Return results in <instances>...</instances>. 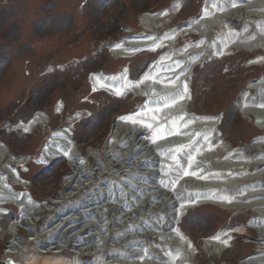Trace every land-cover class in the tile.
Masks as SVG:
<instances>
[{"label": "rangeland", "instance_id": "rangeland-1", "mask_svg": "<svg viewBox=\"0 0 264 264\" xmlns=\"http://www.w3.org/2000/svg\"><path fill=\"white\" fill-rule=\"evenodd\" d=\"M205 1L0 0V147L2 148L5 144L9 153L6 155L4 163L8 162L9 155L10 157L31 155L34 159L39 157L40 150L49 139L50 134L52 135L55 130L63 127L69 115L82 116L70 128L78 150L84 155L89 151H94L100 152L104 156L107 152V141L113 131L114 117L122 113L125 115L134 113L144 100L137 98L129 105L122 101L124 97L115 98L106 91H95L87 83V76L90 78L97 68L104 67L108 73L116 74L127 66L131 78H137L143 72L144 65L155 58V51L144 50L131 59H113L106 45L124 38L120 36V25L130 28L127 35L146 33V29L141 24V16L145 13H150L153 16L172 13L165 20L158 23L153 22V24L154 28L156 27L157 35L165 33L166 30V32L174 31L175 27L183 25L197 16ZM172 6L174 13L176 11L175 14L168 11ZM126 8L128 9L125 15L123 10ZM244 21L242 24L234 19L227 25L210 28L205 34L210 45L215 41L218 43V47L224 46V51L216 55H209L204 65H198L193 74L187 78V82L191 86L187 93L186 106L188 109L197 111H191V118L194 119L222 116L219 130L223 135V143L232 144L234 148L242 143L245 145L246 151L249 152V157L253 158L257 156V152L252 148V145L255 140L264 137V128L260 127L253 115L245 114L241 100L247 93L242 97L241 94L245 88L248 92L250 81H255L264 75V65L255 64L261 57L257 58L256 55L262 54V52H247L244 47L240 46L241 44L237 45V49H232L228 45L231 44L230 40L225 46L226 41L223 38L215 39L219 31L228 35L227 27L234 30L233 25L235 24L236 26L242 25V27L245 24H250L254 30L257 29L258 20L247 19ZM233 22L234 24H232ZM161 24H166L164 29L160 28ZM224 30L226 31L224 32ZM238 30H241V27ZM229 37L231 38V36ZM185 40L187 42L197 41L201 40V37L192 35L187 36ZM182 48L183 41H180L178 51ZM222 55L225 56L222 57ZM250 58L252 59L251 63L254 61V65L249 64ZM186 89H188L187 86ZM55 106L56 109L60 106L59 113L55 112ZM38 110L48 117V123L43 127L41 133L35 132L32 139L21 131L11 133V125H8V122L16 124L18 121H30V118ZM182 121L185 120H181L180 123ZM12 160L13 157H11ZM105 161L106 159L103 158L102 162ZM93 162L94 160L90 158L86 163L92 167ZM2 166L3 164L0 165V171ZM12 166L17 169L16 171L23 179L31 184L27 189L20 186L14 187H17L18 190L28 191L32 198L38 202L43 203L58 198L63 201L58 205L59 209L62 206L70 207L75 204L74 202L81 201L82 197L86 196V192H95L97 186L104 182L107 183L109 179H111L109 182L112 185H119L123 191L126 187L121 186L119 179H125L128 176L126 173H122L123 165L106 170L107 174L100 175V178H97V175L92 172L93 182L84 187L83 192L76 195L82 194L81 197H78L80 199L75 198L73 201H69L65 194H60L62 193L60 187L63 180L71 172L66 158L54 160L48 166L45 164L36 165L32 160L22 164L13 163ZM167 176L172 179L169 174ZM217 180L225 181L226 179L219 176ZM10 185L13 184L10 182ZM171 185H173L172 181ZM230 190L227 192L216 189L215 193L223 201V195L232 197L237 194L234 189ZM210 192L213 193L214 190L211 189ZM248 209L245 206L236 208L221 204H204L183 211L177 221L179 220L178 225L182 224L185 235L192 240L188 241V248L195 249L190 250L194 253L192 263L241 264L244 260L257 255L259 251L264 252V244L258 243L259 231L255 225L250 230L246 229L249 238L246 239V245L240 250L237 246L239 239L235 242L231 237L228 238V241L230 239L231 241L227 249L220 253L214 252V248L212 253H210L211 249L204 250L203 248L204 239L214 235L218 230L220 232L224 226L233 225L234 228H239L242 226L241 223L248 219L249 224L251 219V223H253L256 215L253 211L249 212ZM10 210L17 212L15 207ZM154 212L146 210L145 213H142V217H137L136 214L134 223L128 224V228L136 222H138V227L145 225L152 220L151 217H158L160 220H164V223L168 221L165 220L167 210L160 211L159 209L157 213ZM42 214L44 215L38 219V226L34 228L40 238L44 237L43 229L47 228L45 223L56 215L46 212ZM10 219H14V216L7 215L4 218L6 225H9ZM128 228L122 227L119 233L122 230L124 233ZM117 232L115 231V233ZM110 233L113 235L114 230ZM27 234L29 235V233ZM142 234L149 235V233ZM28 235L24 232V236ZM151 237L145 236L143 241L132 239L124 242L125 245L121 243L118 246L115 245V242H107L103 260H108L111 250L115 257L125 254L123 258H118L121 261L119 264H128L126 261L134 258H137L136 260L141 261L142 264L145 261H152L155 259L153 257H160L162 253L160 250L151 249V247H159L160 243V240L157 241L156 238H153L154 236ZM171 244L168 245L171 246ZM135 247L138 252L133 253ZM145 248L148 249L146 253L144 252ZM2 250L3 246L0 245V253ZM166 250L168 253L171 248ZM72 257L70 256V258ZM94 258L95 255H91L89 259L84 256L79 263L104 264L100 262L99 254L97 258ZM213 259L215 263H212ZM178 262V264H184L181 260ZM166 264L176 263L170 262L169 259Z\"/></svg>", "mask_w": 264, "mask_h": 264}, {"label": "bare ground", "instance_id": "bare-ground-1", "mask_svg": "<svg viewBox=\"0 0 264 264\" xmlns=\"http://www.w3.org/2000/svg\"><path fill=\"white\" fill-rule=\"evenodd\" d=\"M165 18H167L166 15H143L141 23L151 30L154 27L153 22L158 23ZM233 19L258 20L257 29L252 32L251 39L242 41L243 38H237L236 31L228 27V35L219 31L215 39L223 38L226 41L225 46L230 40L231 44L228 45L242 44L246 49L251 48L252 50L257 47V52L262 51V54L257 56V58L261 57L256 63L262 62L264 57V0H236L235 6L231 0H206L201 15L182 28L160 37L155 38L149 35L128 39L115 45L111 52L125 57L140 53V50H150L160 46L163 49L168 47V51L163 53L159 63L135 81H131L126 72L101 76L103 83L97 81V75L91 76L90 82L93 87L106 89L114 94H117V89H122L123 94L131 91L133 94L146 97L145 104L134 113L123 116L131 119L126 120L120 117L113 120L112 136L107 143V152L102 157L106 159L105 162H102L99 153L89 151L84 155L78 150L72 141V132L69 128L73 118H68L65 127H61L52 135L40 159L53 158L61 154L68 158L72 173L63 180L61 186V190L67 197H74L81 189L93 182L92 172L100 178L106 166L123 165L122 173L130 176L129 181L119 180L121 186H125L126 189L121 191L119 185L113 184V186L109 181L104 182L100 185L99 192H95L92 198L57 211L60 215L54 217V224L46 231L52 237H48V240H39L36 245L40 255L30 253L27 254L28 256L15 257V252H21V249L25 247L14 233V238L6 248L2 259H10L9 264H66V260L61 255L66 248L88 254L89 250L101 252V247H99L103 243L101 235L110 234V228H112L114 233L112 241L109 242H115L116 246L119 243L145 236L151 237V235L157 241L160 240L159 247L151 248L160 250L164 257L152 261L153 264H166L169 259L170 262L176 264L179 260H182L184 264H193L194 253L191 252L193 250L188 248V240L181 234V229L176 227L181 226V224L178 225L176 218H180L186 209L196 206L193 204L200 206L207 203L249 208L248 211H253L256 215L252 225H255L259 231L258 243L264 244V137L255 140L253 145L257 148L258 155L251 160L247 157L245 159L241 157L242 152L232 151L229 149V144L221 142L222 136L219 137L217 134L213 136L212 132L218 129L216 119H188L187 114L183 113L184 110L186 111L187 96L185 98L184 87L189 68L198 64L209 50L214 55L224 51V46L218 47L215 41L209 49L204 48L208 44L205 33L210 28L227 25L228 21ZM199 29L202 40L194 44L196 48L192 49L193 46L188 45L176 55L177 52L172 47L174 39L177 40L180 35L199 31ZM244 34H247V29L243 30L242 35ZM131 49H136V51H130ZM142 78H144L142 83L135 84ZM129 82H132L133 86H126ZM248 89L250 92L243 97L242 101L243 111L249 110L248 113L253 115L260 127L264 128V75L251 82ZM132 120L137 122L133 123ZM181 120L185 121L180 123ZM36 121L41 120L38 118ZM149 124L152 125L151 128L147 126ZM34 125L35 121H32L21 127L28 132ZM3 153L4 149L0 148V158ZM90 158L94 160L92 167L86 163ZM137 171L141 174L137 175ZM185 172L189 174L185 175ZM17 175L18 173L7 166L0 174V205L14 200L21 207L19 210L21 218L16 221L15 225L26 224L31 231L32 225L37 222L40 215L44 211L56 210L60 200L57 198L43 203H33L28 200L27 195L23 194L24 192H15L10 187L9 177H15L16 181ZM219 176L226 180H217ZM214 187L227 192L234 189L237 194L232 197L220 194L223 195V201H221ZM211 189L214 190L213 193L210 192ZM159 209L160 211L167 210L165 214L167 222L164 223V220L158 217H151L152 220L145 225L138 227V222H136L124 233L123 230L119 233L123 226L134 223L136 214L137 217H142V213L146 210L157 213ZM64 220L68 223L66 224ZM62 226L65 228L62 229ZM14 230L12 227L13 232ZM64 230L67 231L63 232ZM238 230V233H243V228H238ZM115 231L118 232L115 233ZM83 233L87 234L82 236ZM142 233H149V235ZM34 235L35 233L32 232L31 236ZM140 239L143 241L142 238ZM225 239L226 235L220 234L212 241L204 242L203 248H215L216 251H221L223 245L226 244ZM171 243L172 248L168 245ZM170 248L171 251L167 253L166 249ZM136 251L138 249L135 247L133 253ZM110 252L113 251L110 250ZM144 252H147V248ZM118 258L120 257L113 256L107 264L117 263ZM136 259L126 262L142 264ZM241 264H264V252L259 251L257 255L244 260Z\"/></svg>", "mask_w": 264, "mask_h": 264}, {"label": "snow or ice", "instance_id": "snow-or-ice-1", "mask_svg": "<svg viewBox=\"0 0 264 264\" xmlns=\"http://www.w3.org/2000/svg\"><path fill=\"white\" fill-rule=\"evenodd\" d=\"M231 2L233 3V6H235V4H236V0H231ZM130 51H136V49H131ZM145 78H147V77H145ZM143 79L144 78H142V80L141 81H139V82H135V84H139V83H142L143 82ZM97 81L99 82V83H103V78L102 77H97ZM126 86H133V83L132 82H129ZM93 90H95V88L93 89ZM117 91V94L118 95H120V94H123V90L122 89H117L116 90ZM185 91H186V88H185ZM183 97H181V99H182ZM175 102V101H174ZM121 119H131L130 117H121ZM132 122L133 123H136L137 121L136 120H132ZM141 123H143L142 121H141ZM149 128H151L152 127V125L151 124H149V125H147ZM189 173L188 172H185V175H188ZM225 243H226V241H225Z\"/></svg>", "mask_w": 264, "mask_h": 264}, {"label": "water", "instance_id": "water-1", "mask_svg": "<svg viewBox=\"0 0 264 264\" xmlns=\"http://www.w3.org/2000/svg\"><path fill=\"white\" fill-rule=\"evenodd\" d=\"M9 263H11L10 259H2V258H0V264H9Z\"/></svg>", "mask_w": 264, "mask_h": 264}]
</instances>
